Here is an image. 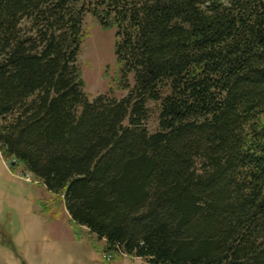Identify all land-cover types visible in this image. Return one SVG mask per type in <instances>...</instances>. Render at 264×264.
I'll use <instances>...</instances> for the list:
<instances>
[{
	"label": "trees",
	"instance_id": "obj_1",
	"mask_svg": "<svg viewBox=\"0 0 264 264\" xmlns=\"http://www.w3.org/2000/svg\"><path fill=\"white\" fill-rule=\"evenodd\" d=\"M86 14L122 99L85 92ZM0 153L113 261L264 264V0H0Z\"/></svg>",
	"mask_w": 264,
	"mask_h": 264
},
{
	"label": "rangeland",
	"instance_id": "obj_2",
	"mask_svg": "<svg viewBox=\"0 0 264 264\" xmlns=\"http://www.w3.org/2000/svg\"><path fill=\"white\" fill-rule=\"evenodd\" d=\"M82 30L85 36L77 64L85 92L90 100L100 95L122 99L134 81L129 74L127 90L117 83L120 66L115 56V28L105 29L86 14ZM146 107L149 116L144 124L153 134L158 131L159 104L149 101ZM0 158L8 170L0 166V264H149L125 255L118 261L103 259L104 241L86 228L75 230L64 205L39 180L31 175L34 182H26L15 176L23 171L21 164L12 168L1 153Z\"/></svg>",
	"mask_w": 264,
	"mask_h": 264
},
{
	"label": "built area",
	"instance_id": "obj_3",
	"mask_svg": "<svg viewBox=\"0 0 264 264\" xmlns=\"http://www.w3.org/2000/svg\"><path fill=\"white\" fill-rule=\"evenodd\" d=\"M15 176H18L19 178L25 180L26 182H34L31 174L27 171H21L19 174L15 173ZM102 257L106 260H110V256L107 254H103Z\"/></svg>",
	"mask_w": 264,
	"mask_h": 264
},
{
	"label": "crops",
	"instance_id": "obj_4",
	"mask_svg": "<svg viewBox=\"0 0 264 264\" xmlns=\"http://www.w3.org/2000/svg\"><path fill=\"white\" fill-rule=\"evenodd\" d=\"M0 166H2L5 170H7V168L5 167V165L3 164V161H2V159L0 158ZM8 171V170H7ZM38 203H39V201H38ZM40 204V203H39Z\"/></svg>",
	"mask_w": 264,
	"mask_h": 264
}]
</instances>
